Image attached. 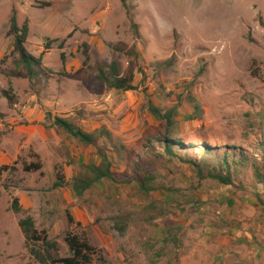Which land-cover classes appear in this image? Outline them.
Returning a JSON list of instances; mask_svg holds the SVG:
<instances>
[{
	"label": "rangeland",
	"instance_id": "1",
	"mask_svg": "<svg viewBox=\"0 0 264 264\" xmlns=\"http://www.w3.org/2000/svg\"><path fill=\"white\" fill-rule=\"evenodd\" d=\"M14 14L40 59L34 77L14 50ZM114 62L122 75L134 73L136 89L99 79ZM151 106L175 111L171 130L187 142L237 146L260 159L264 0H0V264H37L19 225L27 216L62 255L66 231L86 234L99 250L94 264H264V185L251 168L224 185L158 157L156 138L168 127ZM27 115L44 136L15 129L31 125ZM55 117L96 135L108 130L114 142L86 145ZM101 151L119 179L148 162L162 187L145 196L104 180L79 197L75 180L91 176Z\"/></svg>",
	"mask_w": 264,
	"mask_h": 264
},
{
	"label": "trees",
	"instance_id": "2",
	"mask_svg": "<svg viewBox=\"0 0 264 264\" xmlns=\"http://www.w3.org/2000/svg\"><path fill=\"white\" fill-rule=\"evenodd\" d=\"M125 4V0H122ZM10 33L14 37V50L19 54L20 61L30 77L35 76L36 65L40 64V59L32 56L26 49L25 44L28 40L29 26L19 25L16 14L11 18ZM99 79L105 82L111 89L118 91H130L136 89L134 84V73L122 75L116 62L110 68V74L104 69L99 71ZM12 102L9 95H7ZM152 112L161 120L165 121L168 127L167 133L156 138V142L163 147V153L157 154L160 158H168L170 161H179L190 165L196 172L199 180H214L220 184L232 185L238 177V172L244 168H251L257 183L264 185V143L260 144L262 155L260 159L251 160L249 153L237 146L218 147L203 142L195 144L187 142L185 136L177 135L172 132L175 125V111L162 112L159 108L151 106ZM54 124L64 129L71 136L77 138L86 145H99L102 138H106L111 144L114 142L113 135L108 130H101L99 135L89 133L78 125L61 117H56ZM124 146L114 144L113 149L117 156L124 159L122 149ZM100 164H90L88 170L91 176L77 178L74 183L76 194L81 197L90 190L96 183L108 181L117 183L124 187L135 186L140 193L145 196L161 188L155 185L156 176L154 167L148 162H139L133 171L122 174L119 179L118 170L114 161L103 151ZM152 165L156 162H151ZM36 170L42 168L41 164H35ZM7 169V166L0 167V170ZM63 179L55 183V187L64 184ZM11 210L20 213L22 207L18 198H14L11 203ZM69 221L74 223L72 216ZM20 228L25 237V245L31 257L37 264H94L99 250L94 246L86 234L75 233L72 230L66 231L65 242L68 247L66 255L61 254V246L56 239H52L47 230H39L32 216H27L19 220ZM81 225V224H80ZM126 231L124 226H119Z\"/></svg>",
	"mask_w": 264,
	"mask_h": 264
},
{
	"label": "crops",
	"instance_id": "3",
	"mask_svg": "<svg viewBox=\"0 0 264 264\" xmlns=\"http://www.w3.org/2000/svg\"><path fill=\"white\" fill-rule=\"evenodd\" d=\"M26 117L29 119V122L31 123V125H29V126L19 125L18 127H15V129L17 131H19L21 134H23L25 137H28L29 140H33L34 137H36L38 135L44 136L45 133H43L42 126L40 125V122H38L39 124L34 125L32 123L35 122L37 119H33V117L30 115H27ZM55 118H54V121H55ZM14 123H20V122H14ZM22 204H21V207H23Z\"/></svg>",
	"mask_w": 264,
	"mask_h": 264
}]
</instances>
